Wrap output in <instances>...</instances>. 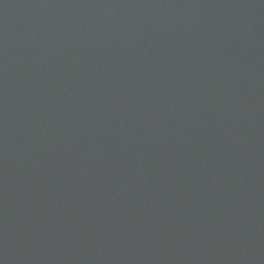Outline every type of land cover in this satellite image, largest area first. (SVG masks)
Instances as JSON below:
<instances>
[{
	"label": "water",
	"instance_id": "1",
	"mask_svg": "<svg viewBox=\"0 0 264 264\" xmlns=\"http://www.w3.org/2000/svg\"><path fill=\"white\" fill-rule=\"evenodd\" d=\"M0 264H264V0H0Z\"/></svg>",
	"mask_w": 264,
	"mask_h": 264
}]
</instances>
